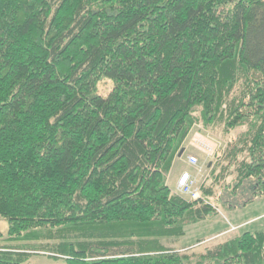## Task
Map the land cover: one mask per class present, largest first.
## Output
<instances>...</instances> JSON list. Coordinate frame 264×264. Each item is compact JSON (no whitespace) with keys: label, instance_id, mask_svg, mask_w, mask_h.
<instances>
[{"label":"trees","instance_id":"obj_1","mask_svg":"<svg viewBox=\"0 0 264 264\" xmlns=\"http://www.w3.org/2000/svg\"><path fill=\"white\" fill-rule=\"evenodd\" d=\"M199 123L264 197V0H0V264H264V230L162 244L217 215L167 185Z\"/></svg>","mask_w":264,"mask_h":264},{"label":"rangeland","instance_id":"obj_2","mask_svg":"<svg viewBox=\"0 0 264 264\" xmlns=\"http://www.w3.org/2000/svg\"><path fill=\"white\" fill-rule=\"evenodd\" d=\"M112 89L113 83L103 80L98 86V94L107 97ZM196 116H200V110L196 112ZM246 129L241 128L227 134L222 124L208 128L201 123L194 126L184 143L181 155L174 162L167 178V185L173 193L182 196L178 190L179 178L184 173H189L195 180V190L200 194L201 199L205 189H212L214 196L208 202L217 209V215L186 227V236L181 239H163L162 244L168 250L188 255L205 254L208 250L245 231L264 230V197L254 199L252 190L234 194L236 183L234 168H231L230 175L227 174V170L222 179L216 180L222 172L223 166L219 164L225 161L227 145ZM193 156L198 159L196 166L189 162V158ZM182 197L191 201L186 196ZM248 199L253 201L245 205ZM8 230V222L0 219V235L7 236ZM29 264L63 263L43 256L33 257Z\"/></svg>","mask_w":264,"mask_h":264},{"label":"built area","instance_id":"obj_3","mask_svg":"<svg viewBox=\"0 0 264 264\" xmlns=\"http://www.w3.org/2000/svg\"><path fill=\"white\" fill-rule=\"evenodd\" d=\"M189 162L193 166H196L198 164V159L195 156H193L189 158ZM178 190L182 196H186L191 200L196 201L201 198L200 194L195 190V180L192 178V176L189 173H184L179 179Z\"/></svg>","mask_w":264,"mask_h":264},{"label":"crops","instance_id":"obj_4","mask_svg":"<svg viewBox=\"0 0 264 264\" xmlns=\"http://www.w3.org/2000/svg\"><path fill=\"white\" fill-rule=\"evenodd\" d=\"M180 179V178H179Z\"/></svg>","mask_w":264,"mask_h":264}]
</instances>
